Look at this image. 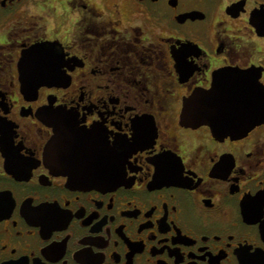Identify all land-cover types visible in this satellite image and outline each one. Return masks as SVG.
Returning <instances> with one entry per match:
<instances>
[{"label":"flooded vegetation","instance_id":"obj_1","mask_svg":"<svg viewBox=\"0 0 264 264\" xmlns=\"http://www.w3.org/2000/svg\"><path fill=\"white\" fill-rule=\"evenodd\" d=\"M0 264H264V0H0Z\"/></svg>","mask_w":264,"mask_h":264},{"label":"water","instance_id":"obj_2","mask_svg":"<svg viewBox=\"0 0 264 264\" xmlns=\"http://www.w3.org/2000/svg\"><path fill=\"white\" fill-rule=\"evenodd\" d=\"M260 114L262 115L263 113H260ZM260 114L258 112H254L251 116L255 120V118H257L256 116H259ZM253 119L246 120V122H247L246 125H242V127L238 128L237 131L241 130L242 132H245L246 130H248L254 122ZM60 137H61V132H60L59 127L57 126V127H55V134L52 137L51 145H54V144L56 145Z\"/></svg>","mask_w":264,"mask_h":264}]
</instances>
